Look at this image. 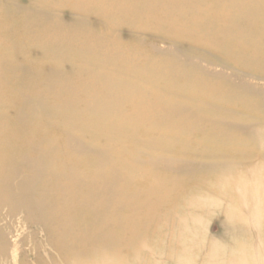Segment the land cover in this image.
Returning <instances> with one entry per match:
<instances>
[{
    "label": "bare ground",
    "instance_id": "obj_1",
    "mask_svg": "<svg viewBox=\"0 0 264 264\" xmlns=\"http://www.w3.org/2000/svg\"><path fill=\"white\" fill-rule=\"evenodd\" d=\"M260 160L264 0H0V264H126Z\"/></svg>",
    "mask_w": 264,
    "mask_h": 264
},
{
    "label": "rangeland",
    "instance_id": "obj_2",
    "mask_svg": "<svg viewBox=\"0 0 264 264\" xmlns=\"http://www.w3.org/2000/svg\"><path fill=\"white\" fill-rule=\"evenodd\" d=\"M239 170L179 197L183 215L154 231L158 238L126 264H264V160Z\"/></svg>",
    "mask_w": 264,
    "mask_h": 264
}]
</instances>
